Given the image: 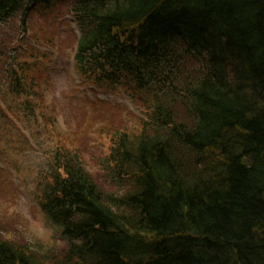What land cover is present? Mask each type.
Instances as JSON below:
<instances>
[{"label":"trees","instance_id":"16d2710c","mask_svg":"<svg viewBox=\"0 0 264 264\" xmlns=\"http://www.w3.org/2000/svg\"><path fill=\"white\" fill-rule=\"evenodd\" d=\"M69 1L83 84L169 99L139 132H114L102 179L57 146L39 204L64 244L0 223V264H264V0ZM58 2L0 0V25L20 15L29 32ZM13 35L0 33V55ZM47 50L5 64L12 92Z\"/></svg>","mask_w":264,"mask_h":264},{"label":"rangeland","instance_id":"374dc122","mask_svg":"<svg viewBox=\"0 0 264 264\" xmlns=\"http://www.w3.org/2000/svg\"><path fill=\"white\" fill-rule=\"evenodd\" d=\"M69 2L60 0L43 15L35 12L29 32H22L20 15L0 25L2 36L14 34L5 41L6 53L0 55V223L9 232L6 225L19 220L17 234L25 241L41 238L64 244L39 204L45 186L42 178L51 171V155L57 146L79 149L88 168L102 179L101 158L109 154L114 132H139L147 112L169 99L127 81L83 84L74 71L73 44L78 35L69 16ZM34 44L43 50L57 47L40 58L41 74L24 70L23 92H12L14 82L4 66L9 60L15 64L17 54H27L20 60H28L26 48Z\"/></svg>","mask_w":264,"mask_h":264}]
</instances>
